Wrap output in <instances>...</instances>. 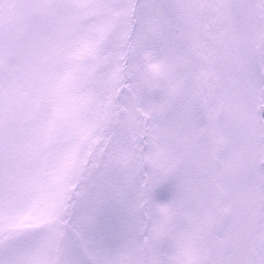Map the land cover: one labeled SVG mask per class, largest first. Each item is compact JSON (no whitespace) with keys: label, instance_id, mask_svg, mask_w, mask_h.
Masks as SVG:
<instances>
[{"label":"snow or ice","instance_id":"1","mask_svg":"<svg viewBox=\"0 0 264 264\" xmlns=\"http://www.w3.org/2000/svg\"><path fill=\"white\" fill-rule=\"evenodd\" d=\"M0 264H264V0H0Z\"/></svg>","mask_w":264,"mask_h":264}]
</instances>
